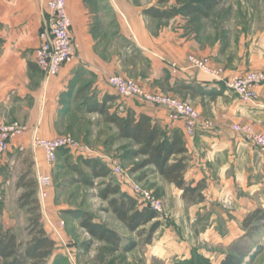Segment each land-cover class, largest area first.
Here are the masks:
<instances>
[{
	"label": "crops",
	"instance_id": "0c3cea01",
	"mask_svg": "<svg viewBox=\"0 0 264 264\" xmlns=\"http://www.w3.org/2000/svg\"><path fill=\"white\" fill-rule=\"evenodd\" d=\"M48 1L0 0V121L18 120L29 127L11 142L8 149L11 158L6 154L0 158V209L3 207L6 217L4 207L13 188L4 171L8 170L9 162L21 156L36 171H41L40 164L44 163L45 155L40 148L32 146V135L38 128L42 137H57V133L46 134L44 126L53 123L65 105L72 109L78 106L85 114H95L107 121L99 111L91 109L105 101L111 114L144 113L163 128L180 129L184 133L190 161L186 176L190 180L206 181L205 200L197 201L200 207L210 206L207 200L211 195L215 199L223 198L226 193L232 197V190L238 185L251 193L263 189L264 152L232 126L237 122L252 123L257 130L264 131V84L257 88V101H243L225 87L223 81L218 82L207 73L190 69L187 56L192 53L208 55L215 63L225 66L227 75L249 69L263 70L264 61L259 62L250 56L222 57V52L218 54L216 48L197 47L186 39L181 29L155 28L154 22L159 18L145 13L146 8L156 6L154 0H66L73 20L71 33L78 45L77 57L65 64L58 75L47 77L35 57L41 42L40 33L48 23ZM133 52L144 54V61L126 63L125 56ZM118 74L135 77L146 88L182 96L194 103L203 119L213 122L214 129L198 130L193 136L189 135L185 132L184 121L169 118L164 107L145 103L136 97L121 96L108 82L111 75ZM107 122L117 134L116 125ZM88 132L92 137L96 136L94 132ZM90 153L105 157L95 148ZM14 189L21 190L22 186H17L16 181ZM165 214L160 217L163 225L159 228L165 231L161 232V237H155L152 244L145 245L146 255L150 260L155 256L164 264H177L192 254L171 235V228H167L164 220L169 215ZM211 219L215 225L220 220L216 216ZM48 223L50 225L44 221L49 234L53 233L55 226H60L51 218ZM7 228L12 229L10 226L4 229ZM128 241L125 237L123 244ZM177 241L181 244L178 245Z\"/></svg>",
	"mask_w": 264,
	"mask_h": 264
},
{
	"label": "rangeland",
	"instance_id": "374dc122",
	"mask_svg": "<svg viewBox=\"0 0 264 264\" xmlns=\"http://www.w3.org/2000/svg\"><path fill=\"white\" fill-rule=\"evenodd\" d=\"M154 1H157L155 4L158 8L170 9L177 5L176 0ZM198 1L200 0H184V3L195 4ZM154 27L181 29L186 39L191 40L197 47L216 48L218 54L222 52V57L235 59L236 55L240 58H249L250 56L259 62L264 61V0H222L209 13V16L199 12H182L174 18H160L154 22ZM124 60L126 63L135 64L144 61V54L133 52L132 55L125 56ZM211 64L214 67H222L226 72L225 66L215 63L213 58H211ZM126 77L136 80L142 87L155 95H166L190 103L180 95L176 96L173 93L146 88L139 79ZM17 121L4 119L0 122L11 124ZM245 124L256 129L252 123ZM44 128L46 134L57 133V137L69 135L89 150L98 149L105 155L102 159L112 167L115 160L122 170L120 174H117L114 172V168L111 169V176L116 181L135 182L153 192L163 206L160 214L165 216V213H168L169 215L164 217V220L167 228H171V235L191 250L192 255L189 260L193 258L196 264H218V261L227 252H231L238 256L240 264H264V225H260L253 236H249L242 227V220L247 212L256 206L264 208V186L262 190H255L251 193L243 186L238 185L233 188L232 197L228 196V193L224 194L223 198L218 197L217 199L211 195L207 200L210 206L200 207L197 201L189 202L184 199L179 194L180 191L161 177L152 165L142 167L143 157L134 155L136 146L133 141L126 138L117 139L113 126L95 114L87 115L78 106L72 109L65 105L60 109L57 119L53 123L45 125ZM35 130L38 132V128ZM88 131L94 132L96 136L92 137ZM40 149L43 151L42 148ZM6 155L9 159L11 158L8 150ZM72 161H76V159L72 158ZM8 166L4 175L11 179L13 189H11L10 198L6 200L4 207L7 217L2 210L3 207L0 209V228L10 226L20 239L27 240L29 237L28 219L30 215L27 207L19 205V197L24 189L23 187L21 190L14 189V182L17 181V186H19V177L24 172H29L30 176L36 180L38 173L49 174L51 177L52 183L47 187L49 196L43 202L40 201L44 221L50 225L48 222L51 218L52 221L60 223V226L54 227V229H58L59 236L53 230L59 245L55 246L54 250H58V252L54 251L55 254L50 257V264H96L95 257L104 242L95 241L89 250L84 249L82 243L91 237L81 226L79 220L70 212V210L78 209L94 213L97 219L115 228L121 236L139 241V244L130 253L125 250L109 253L106 261H103L104 264H164L160 258L155 256L150 260L146 255L145 244L141 243L140 236L128 231L108 210L107 203L99 193L106 182L104 178L96 179L95 185L92 187L85 185L78 179V172H75L61 156H58L56 162L52 164L47 163L45 157L44 163L40 164L41 171L39 172L34 166H30L27 159L22 156L16 158L12 163L9 162ZM10 168L11 170H9ZM83 169L87 175L90 173L88 167L83 166ZM236 196L237 199H235ZM238 199L241 202H236ZM213 216L220 219L217 220L216 225L211 222ZM61 221L65 224L63 225ZM163 231L165 229H158L155 237H161ZM179 243L178 245L181 244Z\"/></svg>",
	"mask_w": 264,
	"mask_h": 264
},
{
	"label": "trees",
	"instance_id": "16d2710c",
	"mask_svg": "<svg viewBox=\"0 0 264 264\" xmlns=\"http://www.w3.org/2000/svg\"><path fill=\"white\" fill-rule=\"evenodd\" d=\"M177 5L173 8H158L152 6L145 9V13L155 18H174L182 12H199L202 15L209 13L222 0H200L195 4L184 3V0H176ZM182 6H179L181 5ZM92 110L99 111L104 120L112 122L117 127V139L126 138L133 141L136 150L134 155L142 156L141 166L153 165L154 170L177 189L182 191V197L189 202L204 201L206 181L188 180L186 171L189 167L188 147L184 139V133L180 129H166L151 116L141 113L136 115L129 112L122 116L110 113L106 102L96 104ZM257 147V146H256ZM59 156L64 157L67 164L78 172V179L87 186H94L96 179L104 178V187L100 190V197L107 203L116 219L123 223L126 228L142 239V244H152L155 234L163 225L161 214L143 202L130 188L128 181H116L111 176L113 168L107 161L91 153L77 158L70 150L63 148ZM72 158L76 161H72ZM83 166L88 167L87 175ZM19 185L24 191L20 194L19 205L27 207L29 211L28 238L20 239L15 231L10 228H0V264H50L58 239L53 233H48L43 221L41 202L38 194V180L24 172L19 177ZM124 185L126 189H123ZM70 212L79 220L81 226L89 233L91 239L82 243L84 249L89 250L95 241L104 242L100 252L95 258V263L106 261L109 253L116 250L129 251L135 248L139 241L129 240L126 244L124 236L109 224L100 221L94 213L78 209ZM264 225V208L256 206L247 212L242 220V227L249 236H253ZM196 264L194 259H182L179 263ZM240 259L234 253L227 252L221 259L220 264H240ZM52 264V263H51Z\"/></svg>",
	"mask_w": 264,
	"mask_h": 264
},
{
	"label": "built area",
	"instance_id": "2783aa9c",
	"mask_svg": "<svg viewBox=\"0 0 264 264\" xmlns=\"http://www.w3.org/2000/svg\"><path fill=\"white\" fill-rule=\"evenodd\" d=\"M49 17L47 26L40 33L41 42L36 48L35 62L38 64L41 72L47 77L58 75L61 68L77 57V43L71 33L73 20L70 18L66 0H49ZM189 68H195L202 73H207L214 80L224 82L225 87L233 91L238 97L246 102L257 101L259 97L258 86L264 84L263 70H247L243 73L227 75L222 67H214L211 64L209 56L200 57L195 54L188 56ZM173 66H177L176 64ZM109 84L117 92L127 98L136 97L145 103H151L157 106L165 107L168 116L172 120L181 119L185 123V132L189 135L196 134L198 130L214 129L213 122L209 119L204 120L200 111L192 103H188L179 98H172L166 95H155L150 90L142 87L136 80L126 76L111 75L108 79ZM28 126L21 122L11 124L0 122V158L6 154L11 142L23 135ZM232 128L240 132L252 144L256 145L264 152V131H259L248 124L236 123ZM32 146L42 148L45 151L47 163H55L60 151L63 148L70 150L75 158L79 155H89L90 150L81 144L77 139L69 135H61L55 138H44L35 130L32 135ZM114 172L121 173V167L116 161L113 162ZM38 195L43 202L49 195L47 187L52 183L50 175L38 173ZM130 183L131 191L138 195L141 202L162 212L161 201L138 183ZM64 225L65 223L61 221ZM55 234L59 236L57 228Z\"/></svg>",
	"mask_w": 264,
	"mask_h": 264
}]
</instances>
